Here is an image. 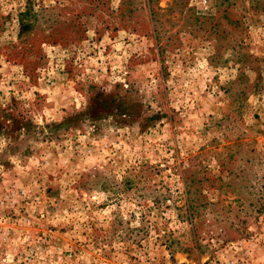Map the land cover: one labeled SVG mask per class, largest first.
I'll return each mask as SVG.
<instances>
[{"label": "rangeland", "instance_id": "1", "mask_svg": "<svg viewBox=\"0 0 264 264\" xmlns=\"http://www.w3.org/2000/svg\"><path fill=\"white\" fill-rule=\"evenodd\" d=\"M0 264H264V0H0Z\"/></svg>", "mask_w": 264, "mask_h": 264}, {"label": "trees", "instance_id": "2", "mask_svg": "<svg viewBox=\"0 0 264 264\" xmlns=\"http://www.w3.org/2000/svg\"><path fill=\"white\" fill-rule=\"evenodd\" d=\"M31 15L30 10H26L25 12L20 13L19 24H20V32L24 33L29 27H31L29 21V16Z\"/></svg>", "mask_w": 264, "mask_h": 264}]
</instances>
